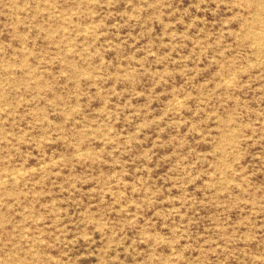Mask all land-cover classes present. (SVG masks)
I'll return each instance as SVG.
<instances>
[{"label":"rangeland","instance_id":"1","mask_svg":"<svg viewBox=\"0 0 264 264\" xmlns=\"http://www.w3.org/2000/svg\"><path fill=\"white\" fill-rule=\"evenodd\" d=\"M0 264H264V0H0Z\"/></svg>","mask_w":264,"mask_h":264}]
</instances>
